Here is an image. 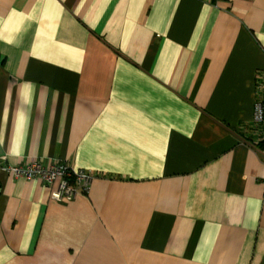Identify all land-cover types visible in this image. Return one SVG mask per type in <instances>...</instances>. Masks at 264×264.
Returning <instances> with one entry per match:
<instances>
[{"label": "crops", "instance_id": "crops-1", "mask_svg": "<svg viewBox=\"0 0 264 264\" xmlns=\"http://www.w3.org/2000/svg\"><path fill=\"white\" fill-rule=\"evenodd\" d=\"M260 79L264 0H0V264H264Z\"/></svg>", "mask_w": 264, "mask_h": 264}, {"label": "built area", "instance_id": "built-area-1", "mask_svg": "<svg viewBox=\"0 0 264 264\" xmlns=\"http://www.w3.org/2000/svg\"><path fill=\"white\" fill-rule=\"evenodd\" d=\"M257 89L259 94L254 103L253 122L264 125V79H260ZM9 169L15 177H24L28 180L39 179L46 185L53 184L59 177L58 185L51 193L52 199L58 202L70 201L78 193L87 192L93 178L89 171L76 170L63 162H54L49 167H45L40 161H34L26 165L9 167Z\"/></svg>", "mask_w": 264, "mask_h": 264}]
</instances>
